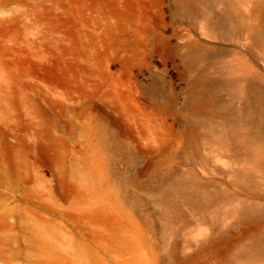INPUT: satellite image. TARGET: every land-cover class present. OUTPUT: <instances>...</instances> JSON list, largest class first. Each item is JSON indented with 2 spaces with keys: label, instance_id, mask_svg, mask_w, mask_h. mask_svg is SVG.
Masks as SVG:
<instances>
[{
  "label": "rangeland",
  "instance_id": "rangeland-1",
  "mask_svg": "<svg viewBox=\"0 0 264 264\" xmlns=\"http://www.w3.org/2000/svg\"><path fill=\"white\" fill-rule=\"evenodd\" d=\"M252 92L264 0H0V264H264Z\"/></svg>",
  "mask_w": 264,
  "mask_h": 264
},
{
  "label": "bare ground",
  "instance_id": "bare-ground-1",
  "mask_svg": "<svg viewBox=\"0 0 264 264\" xmlns=\"http://www.w3.org/2000/svg\"><path fill=\"white\" fill-rule=\"evenodd\" d=\"M250 107L253 110V113L255 114L254 118H256V120L259 119V117L264 113V109L258 101L256 92H252V99L250 101ZM258 122H261V121H258Z\"/></svg>",
  "mask_w": 264,
  "mask_h": 264
}]
</instances>
